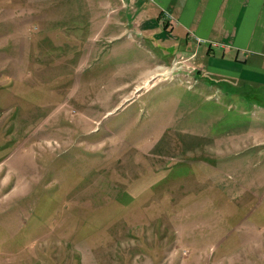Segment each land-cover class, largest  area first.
I'll list each match as a JSON object with an SVG mask.
<instances>
[{"label":"rangeland","instance_id":"374dc122","mask_svg":"<svg viewBox=\"0 0 264 264\" xmlns=\"http://www.w3.org/2000/svg\"><path fill=\"white\" fill-rule=\"evenodd\" d=\"M126 1L0 0V264H264V91L147 88Z\"/></svg>","mask_w":264,"mask_h":264},{"label":"crops","instance_id":"0c3cea01","mask_svg":"<svg viewBox=\"0 0 264 264\" xmlns=\"http://www.w3.org/2000/svg\"><path fill=\"white\" fill-rule=\"evenodd\" d=\"M126 2L145 9L137 23L138 35L153 45L183 50L180 56L170 54V61L158 59L148 68L147 88L185 70L229 88L264 91V0Z\"/></svg>","mask_w":264,"mask_h":264}]
</instances>
